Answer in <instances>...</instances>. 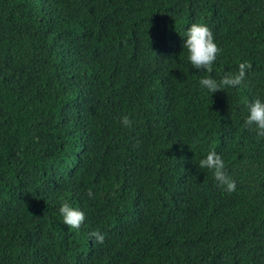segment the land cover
<instances>
[{"label":"trees","instance_id":"trees-1","mask_svg":"<svg viewBox=\"0 0 264 264\" xmlns=\"http://www.w3.org/2000/svg\"><path fill=\"white\" fill-rule=\"evenodd\" d=\"M193 22L210 73L185 59ZM241 63L239 86L200 87ZM256 98L264 0H0V264H264ZM210 150L233 191L199 167Z\"/></svg>","mask_w":264,"mask_h":264},{"label":"clouds","instance_id":"clouds-1","mask_svg":"<svg viewBox=\"0 0 264 264\" xmlns=\"http://www.w3.org/2000/svg\"><path fill=\"white\" fill-rule=\"evenodd\" d=\"M183 37L182 46L186 53V61L192 68H202L210 73L212 64L216 60L220 49L209 27L204 23H190L184 29ZM245 68L246 64L241 63L237 66V70L234 73H226L220 79L213 78L211 75L201 76L198 83L201 88L210 94L220 89L221 86L234 88L241 84L245 76ZM120 121L125 126L129 125V118L126 114L120 117ZM243 124L254 130L257 136H264V99L256 98L247 103ZM198 165L200 168L210 170L214 179L225 191L231 192L234 190L235 181L227 175L225 162L216 151L210 150L206 152L199 159ZM87 195L92 197V191L88 190ZM57 212L61 223L73 229H79L85 218V214L80 208L72 206L67 201L59 204ZM89 236L94 237L98 242L103 240V233L98 231L90 232Z\"/></svg>","mask_w":264,"mask_h":264}]
</instances>
